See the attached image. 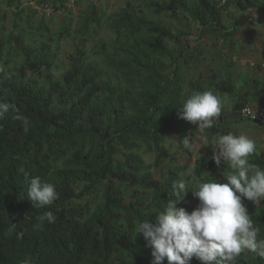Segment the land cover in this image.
Instances as JSON below:
<instances>
[{
	"label": "trees",
	"instance_id": "obj_1",
	"mask_svg": "<svg viewBox=\"0 0 264 264\" xmlns=\"http://www.w3.org/2000/svg\"><path fill=\"white\" fill-rule=\"evenodd\" d=\"M69 1L52 0L65 12L55 22L53 13L38 16L25 5L32 0H0V98L16 110L0 120V264H151L136 225L155 223L188 171L171 160L167 135L178 125L186 150L198 129L178 118V107L192 92L211 90L222 111L225 96L236 113L246 105L264 110V81L246 70L236 74L228 63L222 73L191 75L182 16L197 26L198 40L221 41L232 57L239 20L226 25L225 11L264 17V0H128L108 15L91 2L77 19ZM162 14L180 27L157 21ZM16 115L28 118L27 129ZM211 157L196 160L188 191L197 180L226 182L228 166ZM249 163L264 168V152L256 147ZM33 177L55 185L52 205H31ZM243 203L264 239V201ZM197 204L189 192L177 207L191 212ZM45 212L54 222L34 228ZM237 264L264 259L244 252Z\"/></svg>",
	"mask_w": 264,
	"mask_h": 264
},
{
	"label": "clouds",
	"instance_id": "obj_2",
	"mask_svg": "<svg viewBox=\"0 0 264 264\" xmlns=\"http://www.w3.org/2000/svg\"><path fill=\"white\" fill-rule=\"evenodd\" d=\"M178 109L179 119L204 130L213 127L220 116L222 101L211 90L194 91ZM10 111H16L14 106L0 98V120ZM15 118L27 129V117ZM255 151V141L244 133L218 136L211 159L217 167L228 166L226 182L197 180L192 191L180 182L174 185L177 198L169 199L156 213L155 223L146 218L137 223L136 236H142L144 247L150 249L151 264H190L194 257L201 264H237L244 252L264 259V239H258L260 229L253 225L243 203L264 201V168L249 163ZM189 192L198 200L191 212L177 207ZM27 197L32 206L43 208L52 205L58 193L54 184L33 177L28 181ZM45 222H54L51 212L37 216L33 227L39 229Z\"/></svg>",
	"mask_w": 264,
	"mask_h": 264
},
{
	"label": "rangeland",
	"instance_id": "obj_3",
	"mask_svg": "<svg viewBox=\"0 0 264 264\" xmlns=\"http://www.w3.org/2000/svg\"><path fill=\"white\" fill-rule=\"evenodd\" d=\"M126 1L128 0H105L100 2L91 0L87 3L84 0H70L67 7L71 10L73 18L77 19L79 15L88 12V5L91 2L97 6L99 11L105 12L108 15L123 8ZM130 1L133 2L134 0ZM40 2L41 5H37ZM51 3L52 0H32V2L25 3V5L34 6L39 11L38 16H41L43 13L45 16L53 13L55 22H60L65 12L56 11ZM133 5L137 6L136 3ZM221 5L224 6L222 1ZM146 12L150 14V11L146 10ZM244 15L246 18L240 19L241 13L232 7H229L225 11L224 18L226 25H230L235 20H239V32L235 35L239 49L232 57L226 53L227 51H223L224 48L221 46V41H214L210 38L198 40L196 35L197 26L192 23L188 15L182 16V21L184 20L183 23L187 25L190 35L188 40L192 49L190 51L191 53L187 55L188 65L186 66L192 76L198 78L199 75H204L210 70L222 73L224 65L229 63L235 65L233 68L236 74L246 70L248 73L253 74V77L264 81V17L259 16V14L253 11L246 12ZM157 21L168 24L171 22L173 26L180 27L177 25V22L171 20L164 14L160 15ZM8 24L12 25L11 22ZM226 97L223 98L225 106L222 111V121L219 122L214 119L213 127L204 130L196 129L194 131L196 136L192 142L187 144L186 150L179 149L178 125L177 128L169 131L167 135L166 145L171 160H174L179 165L188 167V171L183 175L187 190L190 182L186 178L190 175L196 160L206 153L213 155L215 140L220 135L229 133L239 135L244 133L255 141L256 147L260 151L264 152V127L256 126L240 119L238 113L233 108L231 109V102ZM153 159L151 157L147 160L148 162H152Z\"/></svg>",
	"mask_w": 264,
	"mask_h": 264
},
{
	"label": "built area",
	"instance_id": "obj_4",
	"mask_svg": "<svg viewBox=\"0 0 264 264\" xmlns=\"http://www.w3.org/2000/svg\"><path fill=\"white\" fill-rule=\"evenodd\" d=\"M238 115L244 121L264 127V110L255 106L246 105L238 110Z\"/></svg>",
	"mask_w": 264,
	"mask_h": 264
},
{
	"label": "crops",
	"instance_id": "obj_5",
	"mask_svg": "<svg viewBox=\"0 0 264 264\" xmlns=\"http://www.w3.org/2000/svg\"><path fill=\"white\" fill-rule=\"evenodd\" d=\"M247 122V121H246ZM247 123H249V122H247ZM250 124H252V123H250ZM253 125H255V124H253Z\"/></svg>",
	"mask_w": 264,
	"mask_h": 264
}]
</instances>
